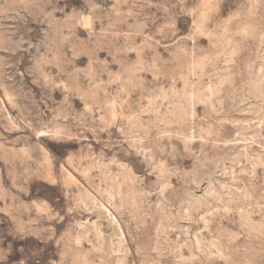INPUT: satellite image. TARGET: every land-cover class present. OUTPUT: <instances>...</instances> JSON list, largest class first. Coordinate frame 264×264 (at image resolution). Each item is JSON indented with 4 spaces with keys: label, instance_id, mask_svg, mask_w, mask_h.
Segmentation results:
<instances>
[{
    "label": "rangeland",
    "instance_id": "rangeland-1",
    "mask_svg": "<svg viewBox=\"0 0 264 264\" xmlns=\"http://www.w3.org/2000/svg\"><path fill=\"white\" fill-rule=\"evenodd\" d=\"M0 264H264V0H0Z\"/></svg>",
    "mask_w": 264,
    "mask_h": 264
}]
</instances>
